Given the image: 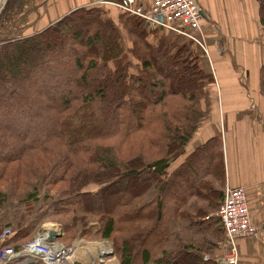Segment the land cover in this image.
<instances>
[{
    "label": "trees",
    "instance_id": "obj_1",
    "mask_svg": "<svg viewBox=\"0 0 264 264\" xmlns=\"http://www.w3.org/2000/svg\"><path fill=\"white\" fill-rule=\"evenodd\" d=\"M256 1L264 26V0ZM125 15L99 3L72 10L36 35L1 42L0 92L10 99L0 98L7 125L0 121V180L8 171L10 184L33 175L49 181L62 200L40 208L41 216L60 221L69 238L96 223L97 238L112 242L119 264H179L174 258L218 264L212 254L224 240L214 216L224 198L222 140L216 135L188 149L211 106L206 58L184 36L162 27L148 35L143 19ZM127 56L138 64L135 75ZM166 65L169 76L161 73ZM38 70L42 76L31 86L48 102L37 98L44 121L18 94L22 79ZM147 78L150 98L140 97ZM257 88L264 101V66ZM40 119L45 125L36 139L6 148ZM187 175L189 187L179 188ZM24 218L16 219L15 236L4 247L19 249L30 240L33 230L19 223Z\"/></svg>",
    "mask_w": 264,
    "mask_h": 264
},
{
    "label": "crops",
    "instance_id": "obj_2",
    "mask_svg": "<svg viewBox=\"0 0 264 264\" xmlns=\"http://www.w3.org/2000/svg\"><path fill=\"white\" fill-rule=\"evenodd\" d=\"M101 1L8 0L0 15V33L23 26L39 33L72 10ZM196 2L202 10L201 27L209 52L204 69L214 82L209 115L188 149L221 137L224 186L245 190L251 222L261 230L258 240L237 242L238 264H264V101L257 88L264 66V26L256 0ZM4 13L9 15L2 22Z\"/></svg>",
    "mask_w": 264,
    "mask_h": 264
},
{
    "label": "built area",
    "instance_id": "obj_3",
    "mask_svg": "<svg viewBox=\"0 0 264 264\" xmlns=\"http://www.w3.org/2000/svg\"><path fill=\"white\" fill-rule=\"evenodd\" d=\"M8 0H0V15L6 7ZM102 4H111L126 14L137 16L144 20L147 27L155 29L162 27L168 31L184 36L200 48L208 58L209 52L203 36L201 21L202 10L196 0H121L120 3L103 0ZM162 19V21L159 20ZM223 227L225 243L222 248L225 252L221 264H238L239 253L237 242L240 240L260 239V228L251 222L250 212L246 200L245 190L241 187H224V198L221 206L215 213ZM52 237L49 239L47 234ZM15 232L9 226L0 231V264H76L78 246L65 245L61 237V229L53 227L38 230L33 237L23 243L19 249L4 247ZM105 249L109 254L99 258L98 263H105L111 259L113 250L109 244ZM97 246V245H96ZM96 249H100L98 246ZM102 262H99V260Z\"/></svg>",
    "mask_w": 264,
    "mask_h": 264
},
{
    "label": "rangeland",
    "instance_id": "obj_4",
    "mask_svg": "<svg viewBox=\"0 0 264 264\" xmlns=\"http://www.w3.org/2000/svg\"><path fill=\"white\" fill-rule=\"evenodd\" d=\"M7 15L9 14L3 15L2 20H1L2 22L7 19L5 17ZM125 17L127 16L125 15ZM77 25L82 26L80 23H77ZM143 30L148 35H150V33L154 31V29H150L149 27H147L145 22H144ZM36 34L38 33H35V34L31 33L29 29L27 30V28H24V26L23 28L21 27L15 30L13 29L11 32H7L4 30V33H0V45H1V42L23 39V38H27L29 36H33ZM58 36L61 39L63 37L62 39L63 42H66V40H69L68 35L62 36V33H59L57 37ZM55 41H57V39ZM121 43H122L124 52H127L128 48H130V44H129L128 37L125 33L124 27L121 30ZM58 45L59 44L57 43V46ZM55 53H57V56L59 58H62V46L60 47V49L57 48V50H55ZM127 58L130 64V68L128 72L130 75H135L137 73L136 69H137L138 64L131 56H127ZM154 62L156 61L154 60ZM169 68H171V66L166 65L164 70L161 73L162 74L164 73V75L169 76V73H167V70L169 72ZM42 71L43 70H38L36 73H34V75H32L31 78L29 77L27 80L22 79L21 86H23L24 91H22L21 94L18 92V94L21 97L25 95L23 96L25 100H29L32 104H35V107L33 108V111L35 112V117L39 116L38 118L41 117L44 121V117H43V107L44 106L36 105V104H39L40 102H42L47 105L48 102L43 99L40 100L38 97L40 95L38 94L37 96L36 94L37 90H33L31 86V82L35 83L36 81L40 79V77L42 76ZM188 73H190L189 67L188 69H184V74H188ZM62 77H66L63 80L64 82L68 81L67 75L62 74ZM145 81H146L147 87L144 89L140 97L146 96L147 98H150L149 89H150L152 82L149 78H147ZM0 94L2 96V97L0 96V98H2L4 101L10 99L7 94L3 92H0ZM6 96H7V99H6ZM37 98L39 99L40 102H37ZM4 101L2 102V104H0L1 110L4 109V107L6 106L4 105L5 103ZM0 121L2 123L4 122L3 127L7 126L5 119L2 120L0 118ZM43 121L40 119V120H36L33 123L28 124L29 126L27 127V130L25 131V132H28V134L26 136L24 135L21 138L19 137L18 141L12 140V144L8 145L6 148L10 146L20 147V142L25 141V140L29 141V140L36 139L34 137H36L39 133L43 132V128L45 125ZM7 174H8V171H5L4 177H2L3 179L0 180V226H4V227L9 226L16 233L17 231V227H16L17 220L16 219L17 218L21 219L22 217H25L19 223L23 225L24 230L30 229L31 231L32 230L34 231V232L33 231L31 232L32 234L31 238L38 230H43L44 228L53 227L55 230L61 229V231L63 232V236L61 237V240L63 239L62 242H65L66 244H68V246L74 245L80 248L77 250V253H76L77 254L76 255L77 257L75 258L76 264H99L98 263L99 258L97 255L98 250H104L108 248L106 244L103 245L102 247H100V245L103 244V242H106L107 244L111 246V248L113 247L112 242L97 238L96 232H97L98 226H96V223H90L87 226H85V228L82 227V228H79L78 230H75L76 232L73 235V237L69 238L66 231L64 232L62 223L60 221L53 219L46 214L43 215V213L41 216V212H38L40 208L52 202L62 200V198L60 197V193L54 190V188H52L49 181L41 180L39 177H36L35 175H33L32 177H29V179L26 181H22V180L14 181V179H11V181L14 184H10L6 182L5 177L7 176ZM190 181H191V178L189 177V175H187V178L183 184L182 183H177V184L179 188L184 189L185 187H189ZM221 241L217 243V245L214 246V251L212 254L215 257V259L216 258L218 259V264H219V260H221L220 258H222L225 252V249L222 248V246L225 243V238L222 242ZM96 245L100 249H96L97 248ZM136 251L138 252L139 248H137ZM186 254H190V251H187ZM111 257H112L111 259L106 260L105 263H102V264H119V261L117 257L115 256L114 251ZM173 261L179 264H189V263H184L182 261L178 262V259L176 258H174ZM193 264H199V263L196 261Z\"/></svg>",
    "mask_w": 264,
    "mask_h": 264
},
{
    "label": "bare ground",
    "instance_id": "obj_5",
    "mask_svg": "<svg viewBox=\"0 0 264 264\" xmlns=\"http://www.w3.org/2000/svg\"><path fill=\"white\" fill-rule=\"evenodd\" d=\"M223 202V201H222ZM217 218V217H216ZM218 219V218H217ZM219 220V219H218ZM4 228V227H3ZM223 228V227H222ZM224 231V230H223ZM109 254L107 251L104 250H98V258H104L105 255ZM99 262H102V260L100 259Z\"/></svg>",
    "mask_w": 264,
    "mask_h": 264
},
{
    "label": "water",
    "instance_id": "obj_6",
    "mask_svg": "<svg viewBox=\"0 0 264 264\" xmlns=\"http://www.w3.org/2000/svg\"><path fill=\"white\" fill-rule=\"evenodd\" d=\"M203 15V14H202ZM160 21H162L161 18H159ZM47 237L50 239L52 237V235L50 233L47 234ZM219 263H221V261L219 260Z\"/></svg>",
    "mask_w": 264,
    "mask_h": 264
}]
</instances>
